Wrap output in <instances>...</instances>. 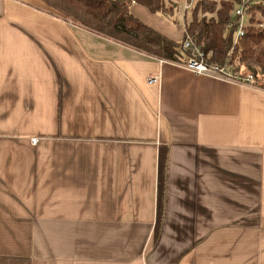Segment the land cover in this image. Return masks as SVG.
I'll list each match as a JSON object with an SVG mask.
<instances>
[{"label": "crops", "instance_id": "crops-1", "mask_svg": "<svg viewBox=\"0 0 264 264\" xmlns=\"http://www.w3.org/2000/svg\"><path fill=\"white\" fill-rule=\"evenodd\" d=\"M21 2L25 23L0 1L24 38L0 40V264H264V90Z\"/></svg>", "mask_w": 264, "mask_h": 264}, {"label": "trees", "instance_id": "trees-1", "mask_svg": "<svg viewBox=\"0 0 264 264\" xmlns=\"http://www.w3.org/2000/svg\"><path fill=\"white\" fill-rule=\"evenodd\" d=\"M39 1L65 21L159 60L185 61L190 52L183 46L189 40L192 48L202 50L210 65L225 66L233 51L237 68L254 72L258 68L264 73V0H196L191 9L184 10L182 24L177 18V0ZM134 4L172 25L181 24L182 40L174 41L142 22L131 11ZM241 6L250 18L244 36L234 45L226 39L227 27Z\"/></svg>", "mask_w": 264, "mask_h": 264}, {"label": "built area", "instance_id": "built-area-1", "mask_svg": "<svg viewBox=\"0 0 264 264\" xmlns=\"http://www.w3.org/2000/svg\"><path fill=\"white\" fill-rule=\"evenodd\" d=\"M195 1L196 0H192V2ZM192 2H189L185 6V10L192 8ZM249 18V16L244 14V6H241L236 10L232 22L227 27V41H231L234 45L237 44L238 40L244 36L245 27ZM183 49L190 52L185 61L181 63H167L181 66L197 76H209L225 82L244 85L258 90H264V73L258 68L255 69V72L246 70L245 68H237V66L234 64L236 61V55L233 51L231 52V56L227 64L225 66H218L210 65L202 50L199 48H192L189 40L184 43ZM160 61L166 62L164 60ZM157 79L158 78H151L149 79L148 83L153 84L157 81ZM39 142L40 139L38 138H33L31 140L33 146H37Z\"/></svg>", "mask_w": 264, "mask_h": 264}, {"label": "rangeland", "instance_id": "rangeland-1", "mask_svg": "<svg viewBox=\"0 0 264 264\" xmlns=\"http://www.w3.org/2000/svg\"><path fill=\"white\" fill-rule=\"evenodd\" d=\"M1 1V3H3L4 4V6H9L8 8H9V13L11 14L10 16H12L13 15V17L14 18H9V19H14V20H16L15 21V23H17V21L19 22L20 20L21 21H23V23H25V21H27V19L26 18H22L21 17V13H19V15L20 16H16L14 13H12V11H14V9L13 8H17V10H22V8L23 7H25L24 6V4H22V2L21 1H26V0H0ZM178 1V3H179V10H178V12H177V18H178V20H179V22L182 24V20H183V13H184V10H185V6L189 3V1L188 0H177ZM191 2H192V0H191ZM193 3V5H194V3L195 2H192ZM14 6V7H13ZM23 6V7H22ZM26 6L27 7H25V8H30V5H27L26 4ZM6 8L4 7V12H6ZM48 11H49V9H47ZM51 12V11H50ZM45 16V15H44ZM25 17V16H24ZM257 18L258 19H261L262 17L260 16V15H257ZM2 23L3 24H6V22H4V21H2ZM20 23V22H19ZM69 23V22H68ZM71 23V22H70ZM22 24V23H21ZM73 24V23H72ZM181 24L179 25L180 27H181ZM263 26H264V23H263ZM16 30H18V29H16ZM9 34H10V37H9V35H1V37H0V40H3V41H8V40H18V41H24L23 39V37L19 34V33H17V32H15V31H9ZM33 39H31L30 38V41H32ZM36 41H37V39H36Z\"/></svg>", "mask_w": 264, "mask_h": 264}]
</instances>
